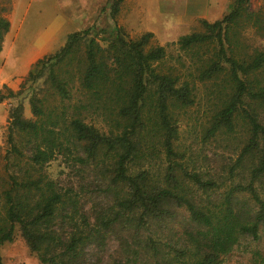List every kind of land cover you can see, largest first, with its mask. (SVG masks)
Instances as JSON below:
<instances>
[{
  "label": "trees",
  "instance_id": "trees-1",
  "mask_svg": "<svg viewBox=\"0 0 264 264\" xmlns=\"http://www.w3.org/2000/svg\"><path fill=\"white\" fill-rule=\"evenodd\" d=\"M197 26L165 45L72 31L0 94L26 90L30 113L8 111L0 246L18 233L40 264H219L249 239L245 264H264V0ZM8 28L0 14V48Z\"/></svg>",
  "mask_w": 264,
  "mask_h": 264
},
{
  "label": "rangeland",
  "instance_id": "rangeland-1",
  "mask_svg": "<svg viewBox=\"0 0 264 264\" xmlns=\"http://www.w3.org/2000/svg\"><path fill=\"white\" fill-rule=\"evenodd\" d=\"M102 1H104L102 5L91 6V8L88 6L87 11H85L80 8L81 2L79 0H0V14L7 19L9 18V28L2 37L0 48V94H5L6 88L16 92L20 88L31 65L38 58L57 51L64 43L67 34L72 31L81 30L92 25L94 31L98 33L96 38L101 39L106 36L107 31L112 29L114 25H118L127 34L134 35L130 32L134 26V19L130 14L139 8L138 5L130 6L129 17H127L128 14L126 12H124V16L120 17L123 21L128 20L126 24L129 22L132 29L130 30L128 25L124 24V22L122 24V22L117 20L116 14L113 18L111 17L109 0ZM107 1L108 4H106ZM162 2L165 3L164 6L146 5V9L150 10L151 16L156 15L154 12L161 11L155 18L158 21L150 24V26L161 33L158 38L159 41H162L161 45L174 41L179 35L198 28L197 21L188 27L176 28V26H170L171 16L175 13L176 7H168L169 4L166 0H162ZM206 2L210 5L213 0H206ZM259 2L260 0H250L253 8ZM214 14L210 10L208 18L212 19L215 16ZM162 25L163 29H160ZM158 40L152 37L151 42L158 44ZM167 50H172V46L169 45ZM26 92L25 90L18 96L3 98L0 101V156L5 149V133L9 109L16 103H21L23 116L30 117ZM201 108L204 109L202 105L199 109ZM195 115L194 112L191 113V117ZM196 116H199V114ZM192 123L193 120L189 119L187 125H192ZM187 125L184 122L180 124V138L185 144L190 141L186 133ZM203 148L204 151L206 149L207 152L205 153L208 155L212 151L219 152L222 150L215 143H210L203 147L200 144H193L195 153L202 155ZM57 169V162L52 161L47 165L46 172L50 176H54ZM113 247L114 243L109 241L105 248L106 252L109 253ZM255 247L257 245L249 239L241 241L237 247L222 258L219 264H245ZM0 256L2 264H40L36 256L29 252L18 233H15L12 241L4 242L0 246Z\"/></svg>",
  "mask_w": 264,
  "mask_h": 264
},
{
  "label": "crops",
  "instance_id": "crops-1",
  "mask_svg": "<svg viewBox=\"0 0 264 264\" xmlns=\"http://www.w3.org/2000/svg\"><path fill=\"white\" fill-rule=\"evenodd\" d=\"M81 2L80 8H83V10L87 11V7L90 6H98L102 5L104 1L102 0H79ZM168 1V7L175 8V13L171 16V25L170 26H176V28L180 27H188L198 21L199 19H205L207 21L215 20L220 18L230 7L231 0H213V2L208 5V2L206 0H166ZM143 2V3H142ZM109 3H111V0H109ZM108 4V1L106 2ZM150 4L152 5H159L164 6L165 3L162 2V0H122L119 4V9L115 15L118 21L126 22L128 20H121L120 17L124 16V12L128 14L127 17L130 15L134 19V26L133 30L130 28L129 22L126 24L129 26V29L132 30V34H138L140 32L148 31L152 33V36L154 39L159 38L161 35L160 32H158L154 27L150 26L152 22L158 21L155 20L156 15L158 16L159 12H154L156 15L151 16L150 10L146 9V5ZM110 5V4H109ZM138 5V9L136 11L131 12L130 6ZM79 8V9H80ZM164 10V8H163ZM162 10V11H163ZM214 12L215 16L210 19L208 18L209 11ZM135 12V13H134ZM85 16V15H84ZM9 21V18H8ZM160 29H163V25L160 27ZM173 39V38H172ZM161 44L162 41L158 40V44Z\"/></svg>",
  "mask_w": 264,
  "mask_h": 264
}]
</instances>
